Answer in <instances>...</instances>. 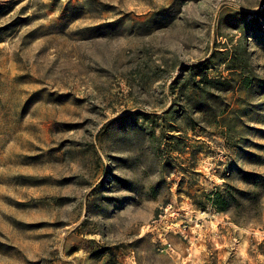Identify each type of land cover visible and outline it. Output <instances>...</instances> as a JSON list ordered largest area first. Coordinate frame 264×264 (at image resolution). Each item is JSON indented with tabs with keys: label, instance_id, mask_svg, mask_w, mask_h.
Returning a JSON list of instances; mask_svg holds the SVG:
<instances>
[{
	"label": "rangeland",
	"instance_id": "rangeland-1",
	"mask_svg": "<svg viewBox=\"0 0 264 264\" xmlns=\"http://www.w3.org/2000/svg\"><path fill=\"white\" fill-rule=\"evenodd\" d=\"M0 264H264V0H0Z\"/></svg>",
	"mask_w": 264,
	"mask_h": 264
},
{
	"label": "trees",
	"instance_id": "trees-1",
	"mask_svg": "<svg viewBox=\"0 0 264 264\" xmlns=\"http://www.w3.org/2000/svg\"><path fill=\"white\" fill-rule=\"evenodd\" d=\"M213 58L205 61L197 66L190 67L188 69L189 73V81L192 82V87L195 93H205L204 87L205 85H212L210 87H215L218 85H228L229 82L227 79L225 80H212L207 75L206 72L213 69ZM230 90V89H229ZM211 201L214 204V206L220 211V212H226L229 208V201L227 199V194L225 195V192H216L212 194Z\"/></svg>",
	"mask_w": 264,
	"mask_h": 264
}]
</instances>
